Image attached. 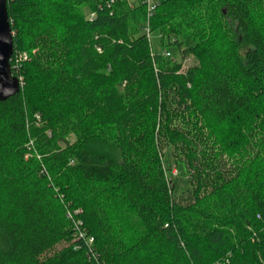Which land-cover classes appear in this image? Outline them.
<instances>
[{
  "label": "trees",
  "instance_id": "1",
  "mask_svg": "<svg viewBox=\"0 0 264 264\" xmlns=\"http://www.w3.org/2000/svg\"><path fill=\"white\" fill-rule=\"evenodd\" d=\"M6 10L0 264H264V0Z\"/></svg>",
  "mask_w": 264,
  "mask_h": 264
},
{
  "label": "water",
  "instance_id": "2",
  "mask_svg": "<svg viewBox=\"0 0 264 264\" xmlns=\"http://www.w3.org/2000/svg\"><path fill=\"white\" fill-rule=\"evenodd\" d=\"M13 53V35L6 10V0H0V101L17 93L19 79L11 74L9 60Z\"/></svg>",
  "mask_w": 264,
  "mask_h": 264
},
{
  "label": "rangeland",
  "instance_id": "3",
  "mask_svg": "<svg viewBox=\"0 0 264 264\" xmlns=\"http://www.w3.org/2000/svg\"><path fill=\"white\" fill-rule=\"evenodd\" d=\"M151 44L153 47L154 54L161 56L162 50L159 47V36L157 32L151 33ZM168 51L170 52L169 58L173 60H178V57L174 55L175 53L172 49H169ZM188 58L190 59V61L182 62V70L196 63V61L194 60L192 56H188ZM167 153L168 151H164L163 153V162H164V166L166 169L171 168L170 171L167 172V179L175 183L176 189H175L174 195H176L178 192H180V190L184 189L187 186L186 185V175L184 174L183 168H180L179 166L178 167L173 166L171 159L168 157ZM61 246H62L61 244L56 245L52 251L54 250L56 251Z\"/></svg>",
  "mask_w": 264,
  "mask_h": 264
},
{
  "label": "built area",
  "instance_id": "4",
  "mask_svg": "<svg viewBox=\"0 0 264 264\" xmlns=\"http://www.w3.org/2000/svg\"><path fill=\"white\" fill-rule=\"evenodd\" d=\"M113 0H110L112 2ZM141 4H144L146 7V20L143 24V33L145 34L148 42H151V32L148 27L149 18L153 15L155 6H156V0H138ZM92 16V14L90 15ZM99 51V49H97ZM152 53V51H151ZM161 55L164 57H169L170 52L168 50H162ZM26 54L25 53H17L14 55V62L18 63L19 61L25 60ZM190 61V59L187 57L183 60V62ZM19 79V85H21V80Z\"/></svg>",
  "mask_w": 264,
  "mask_h": 264
}]
</instances>
